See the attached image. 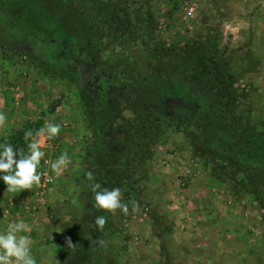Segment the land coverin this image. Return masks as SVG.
<instances>
[{
	"label": "rangeland",
	"instance_id": "obj_1",
	"mask_svg": "<svg viewBox=\"0 0 264 264\" xmlns=\"http://www.w3.org/2000/svg\"><path fill=\"white\" fill-rule=\"evenodd\" d=\"M36 1L38 9L34 0H0V162L19 169L0 195V264H79L80 251L81 264H264V190L255 197L249 173L200 153V130L190 126L191 113L209 107L211 86L171 72L182 120L154 148L131 214L108 198L110 149L97 143L93 117L96 101L123 109L118 93L128 67L153 65L154 54L129 38L150 15L155 39L182 55L176 64L198 66L196 57L212 51L237 74L243 107L263 124L264 0H64L77 13L68 18L74 32L46 19ZM124 126L119 116L108 128ZM88 167L95 179L83 175ZM203 213L218 226L234 215L239 241L259 247H239L233 260L201 247Z\"/></svg>",
	"mask_w": 264,
	"mask_h": 264
},
{
	"label": "trees",
	"instance_id": "obj_2",
	"mask_svg": "<svg viewBox=\"0 0 264 264\" xmlns=\"http://www.w3.org/2000/svg\"><path fill=\"white\" fill-rule=\"evenodd\" d=\"M41 2L44 5L46 19L55 25L65 24L69 30L76 31L72 21L68 23L69 16L72 19L77 14L75 9H71L69 1ZM36 3L40 5L34 0V9H38ZM59 5H64V8H59ZM146 16L147 18L142 19L146 24L139 28L136 36L129 38L139 41L149 53L154 54L153 65L146 67L135 63L134 68L128 67L123 72L124 83L118 93V99L124 104L123 109L116 110L111 104L96 101L95 105L98 107L93 110L97 143L103 140L104 143L100 145H108L110 149L108 165H111L109 172L112 173L114 185L109 188L108 198L113 199L115 206L122 209L121 213L131 214L132 205L137 200V189L147 177L145 168L153 156L154 148L162 141L165 130L182 120L181 115L174 109L175 99L180 97V94L169 82L173 71H175L173 77L180 76L183 80L184 75L192 84L204 82L211 86L209 107L207 110L191 113L190 119L192 121L190 126L195 128L196 132L200 130V153L207 149L206 152L212 159L224 161V164L232 166L233 171L237 173H249V191L259 198L264 190V123L253 122L252 115L250 117L249 114L252 108L246 110L243 107L241 95L236 87L237 74L228 69L212 51L203 59L196 57L198 66L192 65L191 69L186 63L176 64L175 62L182 56L179 55L177 46L155 39L154 18ZM41 18L45 19L42 15ZM85 21L82 20L81 29L84 32L80 34L88 37ZM10 24L18 26L17 21ZM171 61L172 71L167 65ZM166 72L170 76L164 78L167 76ZM82 104L81 109L84 110L85 105ZM82 114L83 119L88 121L87 109ZM112 116L113 119L121 116L125 121V126L119 128L118 133L112 127L108 128L113 120ZM117 135L122 137L120 141L117 140ZM89 149V147L85 149L84 159L92 164L95 155ZM84 162L85 160L82 161L83 164ZM18 171L15 162L9 166H6L4 161L0 162V195L2 190L16 181ZM83 171L85 172L83 175L86 174L89 180L94 178L91 167ZM254 171L258 173H253ZM258 177L261 181H258ZM84 204L87 210L92 209L89 199L85 198ZM83 253L81 251L77 253L79 264L85 258Z\"/></svg>",
	"mask_w": 264,
	"mask_h": 264
},
{
	"label": "crops",
	"instance_id": "obj_3",
	"mask_svg": "<svg viewBox=\"0 0 264 264\" xmlns=\"http://www.w3.org/2000/svg\"><path fill=\"white\" fill-rule=\"evenodd\" d=\"M189 178H192V176H190ZM191 186L189 187L188 190L192 189ZM213 205H215V203ZM206 207L208 208V205ZM215 208L217 209V207H214V209ZM204 212L207 213V210H204ZM203 215L204 213L200 215V217L202 218V220H200V240L203 237H205L204 239L206 240L205 242H203V239L201 240L202 241L201 247L215 246V249L217 251H220L222 253L226 252L227 260H233L238 258V256L234 254L236 249L239 250V247L258 246L257 244L253 245V243L251 242L245 243L239 241L235 233V228L237 225L235 224L234 219H236L237 217H235L234 215H229V218H227L228 220H225L227 222L226 225H219V226L218 224H216V219H214V217L208 216V214L204 216ZM223 259H225L224 256ZM249 263L261 264L257 262H249L247 260L241 264H249ZM234 264H239V262H235Z\"/></svg>",
	"mask_w": 264,
	"mask_h": 264
},
{
	"label": "built area",
	"instance_id": "obj_4",
	"mask_svg": "<svg viewBox=\"0 0 264 264\" xmlns=\"http://www.w3.org/2000/svg\"><path fill=\"white\" fill-rule=\"evenodd\" d=\"M45 175H47V174H45ZM44 180H45V183H49V182H50L49 177H46V178L44 177ZM184 181H185V180H184ZM186 181H187V180H186ZM186 181H185V182H186Z\"/></svg>",
	"mask_w": 264,
	"mask_h": 264
}]
</instances>
